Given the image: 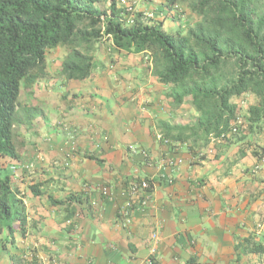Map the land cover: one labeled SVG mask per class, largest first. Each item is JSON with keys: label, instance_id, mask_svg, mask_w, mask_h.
<instances>
[{"label": "crops", "instance_id": "crops-1", "mask_svg": "<svg viewBox=\"0 0 264 264\" xmlns=\"http://www.w3.org/2000/svg\"><path fill=\"white\" fill-rule=\"evenodd\" d=\"M134 1L137 10L163 9L161 0ZM105 50L90 78L56 77L36 88L33 101L45 111L28 131L13 182L36 184L41 194L30 191L23 199L33 225L14 252L24 264H253L257 254L235 246L264 234V158L252 148L239 157L236 139L213 152L193 139H159L160 121L187 123L197 113L172 104L149 59ZM70 133L77 147L67 158ZM254 141L264 147V131ZM168 159L182 163L172 167ZM135 178L151 181L150 199L142 209L133 202L125 223L120 211ZM74 193L82 198L71 211L49 198ZM0 264H14L7 250L0 251Z\"/></svg>", "mask_w": 264, "mask_h": 264}, {"label": "trees", "instance_id": "trees-1", "mask_svg": "<svg viewBox=\"0 0 264 264\" xmlns=\"http://www.w3.org/2000/svg\"><path fill=\"white\" fill-rule=\"evenodd\" d=\"M161 5L153 17L137 10L129 24L130 12L120 0H0V251L7 250L14 264H24L14 250L33 225L12 167L21 166L26 132L45 111L43 102L33 101L36 88L56 77L90 78L104 47L150 59L172 104L197 113L187 123L160 121L164 139H193L206 149L213 136L229 133L223 143L242 141L239 157L252 148L254 157L264 158V147L254 141L264 131V0H161ZM57 48L66 54L52 71L49 52ZM235 126L238 131L231 133ZM29 189L41 194L36 184ZM81 196L49 198L71 211ZM240 248L264 254V234L244 237L235 246Z\"/></svg>", "mask_w": 264, "mask_h": 264}, {"label": "built area", "instance_id": "built-area-1", "mask_svg": "<svg viewBox=\"0 0 264 264\" xmlns=\"http://www.w3.org/2000/svg\"><path fill=\"white\" fill-rule=\"evenodd\" d=\"M120 4L126 7V10L128 12H130V17L127 20V23L131 24L134 20L136 11H137V6L135 4L134 0H120ZM153 12L151 11H146L145 16L146 17H153ZM238 131V127L235 126L234 128H232V132L231 133H236ZM71 134V133H70ZM230 136L229 133H222L220 136H213L211 138V142H210V152H213L216 145H220L222 144L224 141L227 140V138ZM159 139H162L165 142H169L167 139H164L162 134L159 133ZM76 140L74 138V135L71 134L70 135V141H69V147L66 150V157L69 158L70 156H72V154L74 153V151L76 150ZM168 165L175 167L178 166L182 163L181 159H168ZM12 170L14 173L18 172V167L13 166ZM170 182L171 179H170ZM152 188V184L151 181L148 179H133L129 182V184L126 187V193L129 196V201L127 203V205L120 211V214L122 215V218L125 220V223H128V221L130 220V215L131 212L133 210L134 204L133 202L137 203V208L138 209H142L145 206H147L148 200L150 199L149 197V192L151 191ZM101 192L104 195L109 196L110 195V190L107 186H103L101 188ZM152 238L153 239H157L158 238V233L157 231H154L152 234Z\"/></svg>", "mask_w": 264, "mask_h": 264}, {"label": "rangeland", "instance_id": "rangeland-1", "mask_svg": "<svg viewBox=\"0 0 264 264\" xmlns=\"http://www.w3.org/2000/svg\"><path fill=\"white\" fill-rule=\"evenodd\" d=\"M181 6H182V8L180 10H184L185 11V13H186V17L185 18H187V15H190V13L188 12V9L186 7V4H183L182 3ZM183 22H184V19L182 21H179V24L178 25H183ZM65 54L66 53H65V50L63 48H57L56 50H52L51 52H49V63H50L49 64V67L51 68L52 71H56L58 69L59 63H60V61L62 60V58L64 57ZM148 61H151V60L149 59ZM243 102H245V101H243ZM242 105H245V104L242 103ZM183 109H185V108H183ZM183 111H186V110H183ZM244 111H245V107L243 108V112ZM180 114H183V113L182 112H179L178 115H180ZM179 118L180 119H183V117H179ZM28 136H29V132L27 131L26 132V139H27ZM28 181L30 182L32 180H28ZM19 187L21 188V194H20V196L23 199L26 198L27 195H28V193L30 192V189H29L30 184H27V187H21V186H19ZM3 239H4L3 238V234L0 233V242H2ZM253 257H254L253 264H264V254H261V255L260 254H257V255H254Z\"/></svg>", "mask_w": 264, "mask_h": 264}]
</instances>
